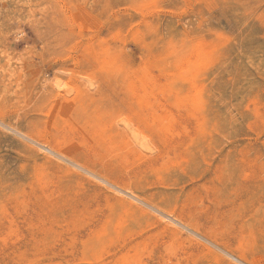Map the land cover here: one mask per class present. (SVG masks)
<instances>
[{"label":"rangeland","instance_id":"374dc122","mask_svg":"<svg viewBox=\"0 0 264 264\" xmlns=\"http://www.w3.org/2000/svg\"><path fill=\"white\" fill-rule=\"evenodd\" d=\"M0 264H264V0H0Z\"/></svg>","mask_w":264,"mask_h":264},{"label":"bare ground","instance_id":"6f19581e","mask_svg":"<svg viewBox=\"0 0 264 264\" xmlns=\"http://www.w3.org/2000/svg\"><path fill=\"white\" fill-rule=\"evenodd\" d=\"M58 88H62L61 86H59ZM66 90V89H65ZM69 91L70 90H68V91H66V93H69ZM126 126H127V128L131 131V134H132V137H133V139H134V141L137 143V145L139 146V148H141V149H144V150H149V146H148V144H146V141H144L143 140V138L141 137V135L139 134V133H137L135 130H133L132 129V127L130 126V125H127L126 124ZM151 149V148H150ZM116 188H117V186H116ZM119 189V188H118ZM121 189V191L123 190L124 192H129L131 195H133L134 197H136L137 198V200L138 199H140L137 195H135L130 189H122V188H120ZM122 191V192H123ZM117 192V191H116ZM122 196V195H121ZM125 197V196H124ZM128 198V197H127ZM115 199V198H114ZM136 201V200H135ZM138 202V201H137ZM145 203V202H144ZM115 206H118L119 208H122V209H127V210H132V211H134L136 214H142V215H145V213L140 209V208H138V207H134V205H132L131 203H128V202H126V200H122V199H116V203H115ZM145 206V205H144ZM150 206H152V205H150ZM154 208H156L155 206H153ZM157 209V208H156ZM159 210V209H158ZM162 212H164V211H162ZM165 213V215L168 217V218H171V219H174L175 221H177L180 225H181V227L182 228H186V229H188V230H190V231H192V233H194L195 235H198V236H200V237H202V238H204V239H207V240H210V241H212L213 242V244L215 243L216 245H218L219 247H221V249H223V251L225 252V254L226 253H229V254H231V252H229V250L226 248V247H224L223 245H219V244H217L214 240H212L211 239V237L210 236H208V235H204L203 233H202V231H201V229L199 228V227H196V226H192V225H190V224H188L186 221H184V220H182V219H180V218H178L175 214H173V213H171V212H164ZM165 220V219H164ZM168 220V219H167ZM169 223H171L172 225H173V223L171 222V221H168ZM176 222V223H177ZM177 223V224H178ZM163 228L162 229H160L159 230V233H161V234H165L166 236H169V237H171L172 239H174V240H176V239H178L179 238V234H177L173 229L171 230L169 227H167V226H162ZM180 227V226H179ZM205 244H207V243H205ZM230 256V255H229ZM233 257V256H232ZM239 261H241V260H239ZM238 261V262H239Z\"/></svg>","mask_w":264,"mask_h":264}]
</instances>
